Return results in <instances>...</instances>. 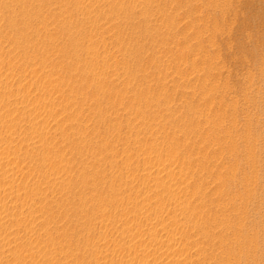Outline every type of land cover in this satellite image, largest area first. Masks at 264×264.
<instances>
[{
  "label": "rangeland",
  "instance_id": "obj_1",
  "mask_svg": "<svg viewBox=\"0 0 264 264\" xmlns=\"http://www.w3.org/2000/svg\"><path fill=\"white\" fill-rule=\"evenodd\" d=\"M0 264H264V0H0Z\"/></svg>",
  "mask_w": 264,
  "mask_h": 264
}]
</instances>
